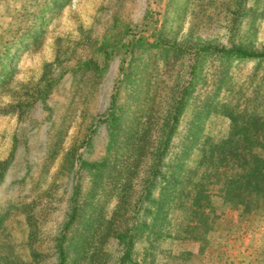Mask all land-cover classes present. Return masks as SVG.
I'll return each instance as SVG.
<instances>
[{"label":"rangeland","instance_id":"374dc122","mask_svg":"<svg viewBox=\"0 0 264 264\" xmlns=\"http://www.w3.org/2000/svg\"><path fill=\"white\" fill-rule=\"evenodd\" d=\"M138 38L149 47L130 53L121 46ZM158 41L189 53L165 55ZM206 45L263 54L264 0H0V164L6 163L0 264L57 263L55 242L76 184L86 206L75 230L82 232L92 219L97 227L95 235H86L90 256L82 264L97 250L101 264L119 263L121 246L107 236L109 226L131 225L140 200V221L149 222L142 215L158 197L155 183L145 198L151 154L194 67L204 68V82L197 84L164 160L179 164V183L158 216L156 235L137 239L132 258L264 264V187L256 195L253 185L246 188L255 160H264V59L208 55L200 61L195 47ZM105 52L112 57L106 60ZM119 68H130L127 86L119 83ZM116 87L122 121L113 149L101 120ZM188 132L191 147L181 156ZM103 160L108 169L95 179L80 167ZM224 169L228 205L216 183ZM210 183L204 214L196 216L195 202L204 198L197 191Z\"/></svg>","mask_w":264,"mask_h":264},{"label":"trees","instance_id":"16d2710c","mask_svg":"<svg viewBox=\"0 0 264 264\" xmlns=\"http://www.w3.org/2000/svg\"><path fill=\"white\" fill-rule=\"evenodd\" d=\"M144 41L141 40V38L138 39H131L126 45H121L122 47L128 49L130 53L134 51V49L139 47H144L147 49L149 46L144 45ZM157 44L159 46L162 45V50H164L165 55H167L170 51L174 53V55H185L188 54V50H185L183 47H177V46H167L163 44V42L158 41ZM156 44V46H157ZM119 47L117 44L115 48H113L114 51ZM105 59H109L112 57L111 52H105ZM208 55H218L221 59L225 61H232V60H238L245 57H261L264 59V53L260 54V56H255L252 54H249L248 50L245 48L239 47L238 49H230L227 50L224 47H212V46H197L195 47L193 56H195L197 59L201 58L200 61H202L204 58H206ZM119 73L121 74L122 78L120 80V84L126 85L129 84L132 80V74L130 72V68H119ZM204 68H190L188 73V80L183 83L180 90L176 94L174 100H173V106L170 111V115H168V118L165 119L163 128L161 129V138H158L156 147L154 148L153 153L151 154V168L148 170L149 175V181L145 183V198L148 199L150 196H152V189L155 187V183H157L158 186V197L153 198V200H149L151 203V208L149 211H147V215H142V217L147 216L148 223H145L144 221H140L139 213L141 209V200H140V206L137 207V209L132 210V215L129 219L132 217L131 225H124L122 228H119V226H109V232L107 233V236H112L113 239H115L119 246H121L122 250V256L120 258V261L118 264H148L146 262L145 256L142 259L141 262H136L132 258L133 253V247L134 243L137 239L141 238L142 235L150 236V235H156V232L154 231V228L156 227L157 223H159L158 216L160 215V212L163 211L165 207H168L169 195L172 190H174L175 186L179 183V172L178 167L179 164L176 163L174 165L172 164H165L164 160L167 158L168 154H170L172 149V136L175 134L177 130V126L180 123V121L183 119V113L185 112V109L192 97L193 92L195 91V88L197 87V84L204 82V75L202 76ZM121 87L119 88V90ZM118 87L115 88L114 93L111 96V102L109 105V109L105 117H103V120L101 122L107 123L109 131H110V143L113 144V149L115 148L116 142L118 140V134L116 133L117 125L121 126L119 124L122 121L121 114L118 113V110L116 109V97L117 93L119 92ZM121 120V121H120ZM152 126L149 123L148 128L146 130H151ZM147 131V132H148ZM190 132H188V136H186L181 144L185 148V151L182 150L181 156H184L186 154V150H188L191 146L190 141ZM150 136V135H149ZM148 136V137H149ZM77 161V160H76ZM255 167L252 168L251 172L247 173V179L248 183H246V188L248 186L253 185L250 189L253 191L252 193H258L261 194L262 189L261 187H264V181L261 180V176L264 180V160L261 162V164L257 163V160H255ZM261 165V166H259ZM6 163L0 164V179L3 175V172L5 170ZM80 167L87 168L92 175L95 178L100 177V175L105 174L107 171V161H99L95 163H81ZM257 178L252 180V178ZM222 178V180L220 179ZM98 182V181H95ZM229 178L227 179V175L225 172V169L222 170V172L219 173L216 179V183H222V188H219L220 194L219 196L222 197V202L224 205L229 204V189L228 184ZM231 184L234 183L233 180L230 182ZM197 186V185H196ZM209 186H213L212 183H210L206 190L203 188L201 190H198L197 193L204 196V198L200 199L199 201L196 200L195 203H197L194 206L193 212L196 216L204 214L205 205L208 201L207 194L210 195V188ZM208 192V193H207ZM256 195V194H255ZM81 199V192H80V185L76 184L73 187V192L71 195V198L69 200L70 206H69V214L67 215V220L63 225V229L61 233L59 234V237L56 239L55 242V248H56V258L57 263L56 264H82L85 260L89 258V256L86 254L87 252L85 248L88 244L86 235L93 232L91 237L95 235L97 231L96 223L93 222L94 219L90 220L89 223L85 224L83 227L82 232H79V229H76V225H81V221L83 219L84 214V207L86 206V201L80 200ZM239 200H241L239 198ZM100 223V222H99ZM99 226V225H98ZM100 232L97 234V237L99 239ZM97 250V249H96ZM146 250V249H145ZM102 251H94L91 258L90 263L88 264H101L102 259ZM146 254V253H145ZM73 257V258H72Z\"/></svg>","mask_w":264,"mask_h":264}]
</instances>
